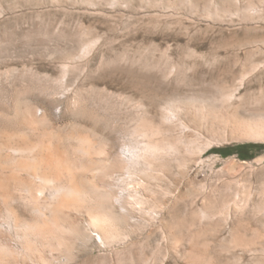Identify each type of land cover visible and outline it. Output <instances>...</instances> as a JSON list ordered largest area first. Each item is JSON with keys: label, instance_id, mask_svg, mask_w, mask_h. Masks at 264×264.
<instances>
[{"label": "rangeland", "instance_id": "obj_1", "mask_svg": "<svg viewBox=\"0 0 264 264\" xmlns=\"http://www.w3.org/2000/svg\"><path fill=\"white\" fill-rule=\"evenodd\" d=\"M0 264H264V0H0Z\"/></svg>", "mask_w": 264, "mask_h": 264}, {"label": "bare ground", "instance_id": "obj_2", "mask_svg": "<svg viewBox=\"0 0 264 264\" xmlns=\"http://www.w3.org/2000/svg\"><path fill=\"white\" fill-rule=\"evenodd\" d=\"M53 142V141H52ZM89 142V141H88ZM91 143V142H90ZM53 144V143H52ZM52 146V145H51ZM91 147H92V145H90ZM79 148V147H78ZM89 148V147H88ZM166 149V148H165ZM164 149V150H165ZM169 149V148H168ZM173 149V148H172ZM127 152L129 153V155H130V157H124L123 156V158H121L122 159V162H123V164H124V167H123V169L125 170V175H123L124 176V178H121L122 179V181L121 182H123V180L125 181V179L128 181V180H130L131 179V181H132V178L130 177V175L132 174L131 173V171H132V169L135 167V166H140V165H145V166H148V165H151L152 164V161L153 160H156V158L158 157V156H160L161 155V153H162V150L160 149V147H158V146H156V145H153V143H147V144H145L144 146L142 145V147L140 148V147H128V149H127ZM164 152V151H163ZM89 154V153H88ZM55 159H57V158H55ZM41 160V159H40ZM48 160V159H47ZM59 160V159H58ZM105 160V159H104ZM46 161V160H45ZM52 162V161H51ZM55 162H57V161H55ZM61 162V161H60ZM14 163V162H13ZM44 163V162H43ZM43 163H41V164H43ZM36 164V163H35ZM46 164V163H45ZM48 164V163H47ZM116 164V163H115ZM14 165V164H13ZM37 165V164H36ZM44 165V164H43ZM121 165V164H120ZM48 166V165H47ZM50 166H51V164H50ZM122 166V165H121ZM27 167V166H26ZM40 167H42V166H40ZM57 167H59V166H57ZM69 167V166H68ZM38 168V167H37ZM50 168V167H49ZM149 168V167H148ZM23 169V168H22ZM30 170H32L31 168H29ZM67 169H69V168H67ZM71 169H72V167H71ZM71 169H70V171H71ZM122 169V168H121ZM35 170V169H34ZM37 170V169H36ZM35 170V171H36ZM53 170V169H52ZM61 170V169H60ZM59 170V171H60ZM58 171V172H59ZM66 171V170H65ZM69 171V172H70ZM42 172V171H41ZM50 172V171H49ZM54 172V171H53ZM57 172V173H58ZM40 173V172H39ZM55 173V172H54ZM66 173H68V171L66 172ZM71 173V172H70ZM69 173V175L67 174V176H68V178H69V180H71V177H72V173L70 174ZM41 174V173H40ZM40 174H37V173H35L34 174V176L32 177L33 179H32V181H31V183H27L26 185L24 184V190H25V192H26V194H27V196L29 197V200H33V198H34V200H35V198L36 197H39V198H44V193L48 190V189H50L53 193H52V198H51V203H50V206L53 208V207H55L56 206V208H55V210L57 209V208H59V207H62V206H59V205H63L64 206V202L66 203L67 201H69V202H73V201H75V202H77L76 200L77 199H79L78 197H79V191L77 190V188L72 184V183H70V181H67V183H66V181L63 183V182H61V181H58V180H56L57 178H55V179H52L53 177H48V175L46 176V175H40ZM60 174V173H59ZM74 175V174H73ZM52 176V175H51ZM57 176V175H56ZM74 177V176H73ZM114 177V176H113ZM67 178V177H66ZM129 178V179H128ZM75 179V178H74ZM34 180V181H33ZM62 180V179H61ZM66 180V179H65ZM120 180V179H119ZM64 181V180H63ZM32 182H37L38 184H39V189L38 190H36L37 188V186H38V184L36 183V187L34 186V184L35 183H32ZM120 182V183H121ZM129 183H130V181H128ZM75 184V183H74ZM119 184V183H118ZM132 184V183H131ZM136 185V184H135ZM127 186V185H126ZM23 188V187H22ZM110 188V187H109ZM126 188H128V189H125L124 191L125 192H127V190H131L129 187H126ZM132 188V187H131ZM139 188V187H138ZM108 189V188H107ZM112 189V188H111ZM135 189V188H134ZM46 190V191H45ZM133 190V189H132ZM102 191H103V189H102ZM124 191H123V195H119L118 197H116L115 198V203H117V204H121V200L122 199H125V197H126V199L123 201V203L125 202V204H126V206H128V205H130L133 209L135 208V207H142L145 203H144V201L141 199V198H139L137 195H135V193H134V195L132 194V191H130V192H128V195H124ZM135 191H137V190H135ZM134 191V192H135ZM109 192H111V191H109ZM48 193V192H47ZM104 193V192H103ZM112 193V192H111ZM106 194V193H105ZM113 194V193H112ZM122 194V193H121ZM102 195V194H101ZM110 195V194H109ZM116 196V195H115ZM128 197V198H127ZM42 198V199H43ZM110 198H112V197H110ZM36 199H38V198H36ZM33 200V201H34ZM36 201V200H35ZM47 201V200H46ZM49 201H50V199H49ZM78 202H79V200H78ZM82 204V203H81ZM74 206H75V204H73ZM72 206V205H71ZM73 206V208H75ZM37 208V207H36ZM76 208H78V207H76ZM75 208V209H76ZM47 209V211L49 210V208H46ZM61 209V208H60ZM59 209V210H60ZM63 210V209H62ZM41 211V210H40ZM39 210H37V212H38V214H39V212H40ZM57 211H58V209H57ZM52 212V211H51ZM42 213V212H41ZM40 213V214H41ZM57 213H59V212H57ZM65 213V212H64ZM42 215V214H41ZM43 215H45V214H43ZM53 215V214H52ZM56 215V214H55ZM58 215V214H57ZM46 216V215H45ZM66 217V216H65ZM56 219H59V218H56ZM48 223V222H47ZM22 225V224H21ZM28 225H30V224H28ZM44 226V225H43ZM42 226V227H43ZM46 227V226H45ZM23 228V227H22ZM29 229V228H28ZM43 229V228H42ZM45 229V228H44ZM52 229V228H51ZM30 230V229H29ZM29 230H28V232H29ZM35 231H41L40 229H39V227L37 228V229H34ZM51 231V230H50ZM37 236V235H36Z\"/></svg>", "mask_w": 264, "mask_h": 264}, {"label": "trees", "instance_id": "obj_3", "mask_svg": "<svg viewBox=\"0 0 264 264\" xmlns=\"http://www.w3.org/2000/svg\"><path fill=\"white\" fill-rule=\"evenodd\" d=\"M243 152H244V148H241L240 153H241L242 155H240V156H241L242 159H246L247 156H245V155L243 154Z\"/></svg>", "mask_w": 264, "mask_h": 264}]
</instances>
